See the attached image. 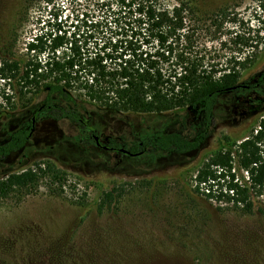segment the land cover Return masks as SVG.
<instances>
[{
  "label": "rangeland",
  "instance_id": "rangeland-1",
  "mask_svg": "<svg viewBox=\"0 0 264 264\" xmlns=\"http://www.w3.org/2000/svg\"><path fill=\"white\" fill-rule=\"evenodd\" d=\"M180 1L204 13L233 7L236 33L244 38H252L248 31L263 20L254 15L251 0ZM22 6L23 0H0V49L11 47L16 54L37 30L35 17L63 19L72 7L66 0H33L24 21L18 16ZM228 31L225 24L221 41L230 39ZM198 36L199 46H212L206 54L216 62L240 48L230 41L220 46L205 31ZM256 45L243 79L264 70V38ZM256 98H264V85L221 98L201 148L183 156L121 157L86 144V130L38 115L25 146L0 160V181L46 162L64 172V181L50 186L42 179L31 193L0 199V264H264V189L253 213L244 216L217 211L218 205L193 186L196 165L223 136L240 141L257 129L264 104L249 103ZM35 110V101L19 99L0 81V144L13 131L28 128ZM88 119L102 146L105 138L128 145L170 132L192 139L203 130L192 114L118 117L90 110ZM113 188L121 196L99 213L100 194Z\"/></svg>",
  "mask_w": 264,
  "mask_h": 264
},
{
  "label": "trees",
  "instance_id": "trees-1",
  "mask_svg": "<svg viewBox=\"0 0 264 264\" xmlns=\"http://www.w3.org/2000/svg\"><path fill=\"white\" fill-rule=\"evenodd\" d=\"M66 1L72 7L63 19L57 14L45 20L35 17L38 28L22 54L11 47L0 49V81L19 99L36 103L30 126L13 131L0 144V160L25 146L40 114L86 130V144L121 157L183 156L201 148L221 98L264 85V70L242 78L250 57L256 56V43L264 38V0H251L254 15L263 18L248 31L252 38L236 33L235 10L229 6L204 13L180 0ZM32 2L23 0L19 19L28 18ZM225 24L231 36L223 42L219 37ZM201 31L220 46L230 41L240 48L216 62L209 57L212 46L207 50L198 44ZM249 103L264 104V98ZM90 110L118 117L192 114L200 118L203 130L192 139L170 132L128 145L105 138L102 146L89 124ZM64 176L49 162L8 174L0 181V199L31 193L42 179L62 186ZM193 186L218 205L217 211L251 215L264 189V115L247 137L236 141L223 136L207 151L195 167ZM120 196L119 188L102 192L97 211L109 209Z\"/></svg>",
  "mask_w": 264,
  "mask_h": 264
}]
</instances>
